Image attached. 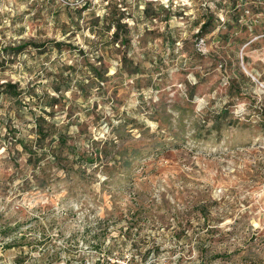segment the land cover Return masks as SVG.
Returning <instances> with one entry per match:
<instances>
[{
    "label": "rangeland",
    "instance_id": "374dc122",
    "mask_svg": "<svg viewBox=\"0 0 264 264\" xmlns=\"http://www.w3.org/2000/svg\"><path fill=\"white\" fill-rule=\"evenodd\" d=\"M6 222L0 264H264V0H0Z\"/></svg>",
    "mask_w": 264,
    "mask_h": 264
},
{
    "label": "trees",
    "instance_id": "16d2710c",
    "mask_svg": "<svg viewBox=\"0 0 264 264\" xmlns=\"http://www.w3.org/2000/svg\"><path fill=\"white\" fill-rule=\"evenodd\" d=\"M212 21L213 20L211 18H207L206 21H204L202 23V25L200 26V29H199V36H203V35H206L207 33H209L208 27L212 24ZM117 35L118 34L116 32L114 34V39H117ZM126 41H127L126 39L123 40V42H126ZM21 49H22V46L19 45V46L12 48L10 50L14 54V53H19L21 51ZM105 74H106V72H105ZM98 76H100V74H98ZM5 86L7 88L5 90L6 94L10 95L11 97H16L18 95V92L16 91V86L14 84H7ZM40 131H41V125L39 123V129L37 132V134H38L37 136H38L39 140H42V138L44 139V137L47 135H45V134L42 135ZM58 139H59L58 140L59 145L64 146L66 144V140L64 138L59 137ZM53 160H55V158ZM17 230H18V225L12 226L9 224V222H6L5 224L0 225V240L1 241L11 240L8 243L2 244L1 245L2 249H10L11 248L14 241H16V239H18V238L14 239V236L16 235L14 232H16ZM1 256H3V255H0V259H1ZM27 258H28V255H13V258H12L10 264H25Z\"/></svg>",
    "mask_w": 264,
    "mask_h": 264
}]
</instances>
